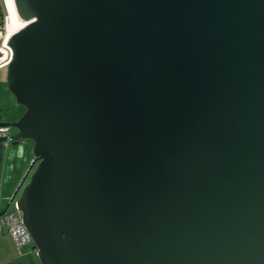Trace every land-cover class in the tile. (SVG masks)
Listing matches in <instances>:
<instances>
[{
  "label": "water",
  "instance_id": "1",
  "mask_svg": "<svg viewBox=\"0 0 264 264\" xmlns=\"http://www.w3.org/2000/svg\"><path fill=\"white\" fill-rule=\"evenodd\" d=\"M12 3L39 263L264 264V0Z\"/></svg>",
  "mask_w": 264,
  "mask_h": 264
},
{
  "label": "built area",
  "instance_id": "2",
  "mask_svg": "<svg viewBox=\"0 0 264 264\" xmlns=\"http://www.w3.org/2000/svg\"><path fill=\"white\" fill-rule=\"evenodd\" d=\"M2 9L3 13H1L0 22V69L8 65L12 56L11 48L8 45V38L12 34L7 37L9 21L5 0H2ZM5 134V132L0 131V136H5ZM11 205H13V209H10ZM3 209H5V211L1 214ZM2 229H4L11 238L17 254H21L24 246L32 242L28 231L22 223L21 213L16 207L15 199L10 201L9 197L8 204L2 208L0 195V230Z\"/></svg>",
  "mask_w": 264,
  "mask_h": 264
},
{
  "label": "crops",
  "instance_id": "3",
  "mask_svg": "<svg viewBox=\"0 0 264 264\" xmlns=\"http://www.w3.org/2000/svg\"><path fill=\"white\" fill-rule=\"evenodd\" d=\"M2 10H3L2 0H0V13L2 12ZM2 69L3 68L0 69V121L2 120L14 121L23 113L24 107L17 104L12 94L7 90L5 84V73L1 72ZM10 150L11 149L9 147L4 148L3 150L4 155L2 154V157H0V178H1L2 168H5L7 166L8 152H10ZM3 236L8 238L11 247V253L8 256V252L6 251V249L4 248L5 246L2 245L0 240V264H11V263L13 264L16 262L20 264L23 256L28 257V256L36 255V250L32 242L27 244V245L30 244V246H28L25 251L23 249L21 254H17L11 238L4 229L0 230V238ZM31 264H35V263L31 262Z\"/></svg>",
  "mask_w": 264,
  "mask_h": 264
},
{
  "label": "rangeland",
  "instance_id": "4",
  "mask_svg": "<svg viewBox=\"0 0 264 264\" xmlns=\"http://www.w3.org/2000/svg\"><path fill=\"white\" fill-rule=\"evenodd\" d=\"M1 13H3V11ZM1 13H0V22H1ZM5 71H6V67L1 70V72H4V73H5ZM26 142H27L25 144L26 145V147H25V153L26 154L23 156L24 160L17 161V164L19 166L18 167L19 170L15 172V174H14L15 176H13V174L7 175L8 174L7 171H9L7 166L5 168H2V170H1V178H0V192L1 193L0 194H1V206H2V208H4L8 204V199L11 196L12 192L14 191L15 187L17 186L16 183H17L18 178L20 177V174L22 172H25L27 166L29 165V163L31 162V160L33 158V155H32L33 143L31 140H26ZM9 148H11V150H12V148H15V147L9 145ZM27 181H28V179L26 180V182ZM18 195L16 198H18ZM10 209H13V205L10 206ZM0 240H1L2 245L5 246L4 248L8 252V256H9L11 253V247H10V243L8 241V238L3 236L0 238ZM28 246H30V244L23 248L24 251L27 249ZM31 262H34L35 264H39L38 260L36 258V255H32V256H28V257L23 256L20 264H31ZM13 264H19V263L16 262Z\"/></svg>",
  "mask_w": 264,
  "mask_h": 264
},
{
  "label": "flooded vegetation",
  "instance_id": "5",
  "mask_svg": "<svg viewBox=\"0 0 264 264\" xmlns=\"http://www.w3.org/2000/svg\"><path fill=\"white\" fill-rule=\"evenodd\" d=\"M27 142H26V140H21L18 144H16V145H12L13 147H15V148H12V150H10V152H8V158H7V160H8V162H7V168L9 169V171H7V175H9V174H13V176H15L14 174H15V172L16 171H18L19 170V166H18V164H17V161H22V160H24L23 159V156L26 154L25 153V147H26V144ZM9 143H7V142H5L4 143V147H9ZM11 149V148H10ZM32 160H33V158H32ZM31 160V161H32ZM31 163V162H30ZM29 163V164H30ZM29 166V165H28ZM28 166H27V168H28ZM27 168H26V170H27ZM25 170V171H26ZM12 172V173H11ZM24 173L25 172H22L21 174H20V177L18 178V180H17V185L19 184V182L21 181V179H22V177H23V175H24ZM28 177H29V175L25 178V180H24V182H23V184L21 185V186H23L25 183H26V180L28 179Z\"/></svg>",
  "mask_w": 264,
  "mask_h": 264
},
{
  "label": "bare ground",
  "instance_id": "6",
  "mask_svg": "<svg viewBox=\"0 0 264 264\" xmlns=\"http://www.w3.org/2000/svg\"><path fill=\"white\" fill-rule=\"evenodd\" d=\"M6 8L8 12V28L9 31L7 33V37L13 34L16 30L23 26V21L17 16L15 9L13 7L12 0H5Z\"/></svg>",
  "mask_w": 264,
  "mask_h": 264
},
{
  "label": "trees",
  "instance_id": "7",
  "mask_svg": "<svg viewBox=\"0 0 264 264\" xmlns=\"http://www.w3.org/2000/svg\"><path fill=\"white\" fill-rule=\"evenodd\" d=\"M35 247V246H34Z\"/></svg>",
  "mask_w": 264,
  "mask_h": 264
}]
</instances>
